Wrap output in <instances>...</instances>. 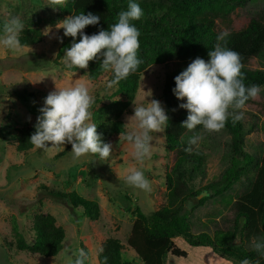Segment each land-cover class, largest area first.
Segmentation results:
<instances>
[{
	"label": "rangeland",
	"instance_id": "1",
	"mask_svg": "<svg viewBox=\"0 0 264 264\" xmlns=\"http://www.w3.org/2000/svg\"><path fill=\"white\" fill-rule=\"evenodd\" d=\"M68 2L65 0L62 8L57 6L54 10L51 6L55 5L50 6L49 0H0V19L8 21L19 17L25 28L40 27L43 31L42 42L33 46L12 50L0 45V264H74L81 249L87 256L84 264H99L101 243L109 237L122 241L123 260L127 264H143L127 241L138 207L150 212L167 204L165 172L174 164L175 155L166 149L165 132L151 133V154L143 167L151 183L149 192L125 184L128 170L139 164L132 157L131 145L123 139L113 144L106 160L89 155L74 161L71 144L56 147L47 142V150L36 147L28 152L16 150L17 129L36 122L40 114L38 109L44 106V99L56 87L84 83L94 99L100 97L102 102L113 99L111 94L116 88L108 87V74L91 80L86 73L72 71L64 63L66 50L60 52V48L68 36H64V29L57 27L70 16L65 10ZM228 4L231 6L226 14L228 18H216L222 32L245 28L253 18L264 14V0H229ZM47 29L51 31L45 35ZM174 66L175 61L149 66L141 75L133 102L147 104L156 99L164 108V80ZM247 67L264 70V52L251 58ZM149 90L151 96L147 93ZM114 98L125 97L120 94ZM256 100L264 101V89ZM133 102L123 115L131 131L136 126L135 121L128 120L134 115ZM240 111L243 112L245 151L259 160L264 151V112L256 104H249ZM196 134L202 138L193 147L205 153L206 172L195 180L194 189L202 190L200 199L209 197L196 208L191 205L196 202H192L185 210L192 222V232L213 235L216 229L235 226L236 201L250 186L255 168L248 167L247 174L240 180L231 187H223V174L232 164V135L225 128L210 133L201 127L186 133L185 140L189 142ZM53 160L56 172L42 165ZM211 184L217 186L209 192L207 187ZM50 189L76 190L97 200L101 207L99 219L91 220L82 208H72L64 199L53 198L49 195ZM40 212L53 214L57 223L65 228L66 238L57 256L43 257L30 249L19 248L21 241L28 245L34 243L33 219ZM260 238L246 239L239 233L236 244L252 248ZM175 242L188 254L186 257L169 254L165 264H240V260L217 253L210 247L192 246L182 236H177Z\"/></svg>",
	"mask_w": 264,
	"mask_h": 264
},
{
	"label": "trees",
	"instance_id": "2",
	"mask_svg": "<svg viewBox=\"0 0 264 264\" xmlns=\"http://www.w3.org/2000/svg\"><path fill=\"white\" fill-rule=\"evenodd\" d=\"M229 0H133L140 5L143 15L139 20L131 21L140 32V47L137 57L141 60L137 70L126 79L114 85L112 100L102 102L100 97L94 99L92 105V123L97 125V132L102 133L104 142L113 144L119 141L120 133L131 130L123 120V115L129 111L139 88L142 73L153 64L175 61V66L165 77L162 89L164 108L169 117L165 130L166 149L175 155L174 164L165 172L167 187V204L150 212L136 209L128 245L132 247L143 264H165L167 255L186 257L187 251L179 247L175 238L182 236L190 245L195 247H210L215 252L234 257L240 261L248 259L252 264H264V253H257L254 248L237 245V235L240 233L246 239L260 238L264 241V151L258 160L254 155L245 151V128L243 120L233 122L229 115L225 129L232 135V164L222 177L223 187H231L246 175L250 166H254L255 175L250 186L236 201V224L232 228L216 229L213 235L208 232H192V222L186 206L193 208L205 202L209 196L199 198L202 190L194 189L195 180L206 172V155L203 151L190 147L185 140L189 132L182 127L187 119L188 110L180 105L186 103L173 93L175 77L187 68L197 57L208 61V52L214 50L217 36L222 32L218 29L216 18L226 19L231 6ZM130 0H69L65 10L70 15L89 12L100 16L98 25H89L84 29L85 34H97L103 28L107 30L118 21V14L126 11ZM6 21L0 19V32ZM227 47L239 53L241 57L242 74L246 87L259 85L264 89V70H252L247 67L251 58L258 57L264 52V14L253 18L242 29L227 31ZM22 46H33L42 42L43 31L40 27H26L20 34ZM68 36L62 44L60 52L69 49L73 42H79ZM101 59L89 62L87 69L68 68L81 71L89 79L96 80L103 74H108L111 81L114 74L104 70L100 65ZM123 94L124 99L114 98ZM256 104L264 112V101L249 99L246 105ZM231 111V110H230ZM36 123V122H35ZM35 123L17 129L15 134L16 150L28 152L35 146L29 141L35 131ZM202 126H197L200 129ZM52 144L51 142H48ZM58 147V146H56ZM112 152V151H111ZM64 154V153H61ZM56 159V157H55ZM54 160L42 165L48 169L57 170ZM243 163V164H242ZM219 184V183H218ZM216 184L207 187L210 192ZM49 195L67 201L72 208H82L84 215L91 220H98L101 207L97 200L87 198L76 190L71 192L60 189H50ZM35 241L28 245L25 241L19 243V248L30 249L43 257L57 256L63 248L66 231L57 223L51 213H37L33 219ZM124 244L119 238L109 237L101 243L98 252L99 264H127L123 260ZM55 264V263H54Z\"/></svg>",
	"mask_w": 264,
	"mask_h": 264
},
{
	"label": "clouds",
	"instance_id": "3",
	"mask_svg": "<svg viewBox=\"0 0 264 264\" xmlns=\"http://www.w3.org/2000/svg\"><path fill=\"white\" fill-rule=\"evenodd\" d=\"M65 0H49L55 10L62 8ZM143 15L140 5L130 0L126 11L118 14V21L107 30L101 28L97 34L87 35L84 29L89 25H98L100 16L91 12L70 15L57 27L64 29V36L76 38L64 54V63L68 68L87 69L89 62L101 59V67L111 70L114 78L109 81L108 87L117 85L134 73L141 60L137 53L140 47V32L131 21L139 20ZM25 25L19 17H12L3 25V35L0 36V45L8 49H19L20 34ZM51 29L45 30L47 35ZM227 31L217 36L214 50L208 52L209 59L197 57L175 79V88L172 90L177 99H185L186 103L180 105L188 110L187 119L182 122V127L193 131L197 126H202L206 132H219L226 124L229 115L233 122L243 117L246 102L256 99L260 94L259 85L246 87L242 74V63L239 53L227 47ZM62 42V38H60ZM149 96L152 95L149 90ZM148 96V97H149ZM94 98L84 83H77L67 88H57L50 92L44 99V106L39 108L34 125L35 131L29 141L38 149L47 150V142L53 146L71 144V155L74 161L85 156L98 155L101 160H106L112 151V144L104 142L102 133L97 132V125L91 123V108ZM134 104V115L128 117L135 121L133 131L120 133L119 137L128 142L133 151L132 157L139 167H132L124 177L125 184L130 187L151 191V183L145 176L143 167L145 160L151 154V133H163L168 127L169 117L161 102L152 99L147 104ZM231 110V111H230ZM202 137L193 135L189 140L190 147L186 152H191V145H196ZM253 248L257 253H264V241H255ZM87 258L83 249L80 250L74 264H84ZM240 264H252L248 259Z\"/></svg>",
	"mask_w": 264,
	"mask_h": 264
}]
</instances>
